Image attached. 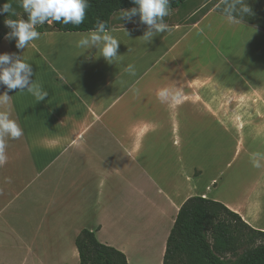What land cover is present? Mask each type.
I'll return each instance as SVG.
<instances>
[{"label": "crops", "instance_id": "crops-1", "mask_svg": "<svg viewBox=\"0 0 264 264\" xmlns=\"http://www.w3.org/2000/svg\"><path fill=\"white\" fill-rule=\"evenodd\" d=\"M214 1L189 20L169 24L171 31L151 42L142 39L147 25H111L110 34L120 43L111 64L99 45L77 47L89 32L51 30L24 50L16 48L15 38L2 40L0 54L23 55L32 80L48 96L39 102L16 89L8 91L7 104H0V112L23 132L3 140L0 264H80L76 239L84 230L122 253L128 264H163L178 213L194 197L220 203L264 232V184L218 187L214 180V190L204 188L197 177L209 172L202 164L205 155L198 163L177 153L167 169V159H152L156 149L143 151L145 141L159 148L156 143L168 137L152 139L150 133L177 129L184 119L194 121V128L197 123L214 128L245 117L250 128H264L263 100L238 101L209 80L208 72L190 69L196 44L237 41L246 53L240 58L244 71L264 72V25L241 18L227 22L224 5L216 7L220 1L204 11ZM175 33L195 37L175 41ZM129 64L134 76L124 70ZM163 88L178 90L179 98L162 103L157 92ZM5 91L0 85V95ZM213 170L221 177L219 167Z\"/></svg>", "mask_w": 264, "mask_h": 264}, {"label": "rangeland", "instance_id": "rangeland-1", "mask_svg": "<svg viewBox=\"0 0 264 264\" xmlns=\"http://www.w3.org/2000/svg\"><path fill=\"white\" fill-rule=\"evenodd\" d=\"M208 1L189 0L182 8L170 11V14L165 17V22L168 24H180L179 22L181 21L189 20L192 13ZM219 1L215 0L213 3L208 4L204 11ZM245 2L252 8L258 10L264 9V0H245ZM204 11L197 15L194 14L196 17L194 16L193 22L199 20ZM119 14H116L111 20V25L115 28L120 25L119 22H126L124 24H141L139 23V16L133 17V23H127L125 20L118 19ZM257 14L256 17L258 19L262 17L261 13ZM17 16L19 19L25 21L28 19L27 14L24 13L20 6L17 10ZM39 26L42 25H37L36 27ZM193 37H195V34L186 38L175 33V41H189ZM212 42L213 44L205 42V44L200 43L199 45H195L197 46L195 51H191L190 69H203L205 73L208 72L206 76L207 78L211 77L209 80L213 81L216 85L219 84L223 88V91L228 93V96L235 95L238 101H264V72H262V69L254 68V71L248 74L244 71L245 67L242 66L240 60L246 54L243 47L241 45L238 46L237 41H234L232 44L223 41ZM252 65L260 67L262 63L257 64V62H253ZM209 73L211 74L209 75ZM194 125V121L184 119L180 122L177 129L174 127L173 130L170 129L167 132H162L161 129L153 131L149 134L152 139H156L157 137L154 134L164 133L168 137L156 143L160 146L159 148L153 142L148 144V141H145L143 151H149V147L152 146L153 150H157L155 154L151 155L152 159H167V169L168 162H170L168 159L176 157L177 153L182 152L184 159L188 158L189 162H193L197 158L198 163L201 162L202 157L204 158L205 155L202 164L206 166L205 168L209 172L206 176L197 177L199 185L204 188L205 186H209L214 190V180L218 183V187L229 184H236L238 187H259L264 184L263 127H259V129L256 127L250 128L245 117L239 120L237 117L223 127L215 125L214 128H210L207 123H197L198 127L194 128ZM174 136L178 140L175 146L179 145V149L174 146ZM255 162L259 163V167L256 166ZM215 167L221 169V177L220 175L213 174V168ZM207 170H205V173ZM194 173L195 171L193 170ZM193 174L190 178L194 176ZM238 238L237 247L239 250L236 256L242 255L248 248L264 245V239H258L255 243L250 244L247 232ZM227 258L235 260L236 257L228 255Z\"/></svg>", "mask_w": 264, "mask_h": 264}, {"label": "trees", "instance_id": "trees-1", "mask_svg": "<svg viewBox=\"0 0 264 264\" xmlns=\"http://www.w3.org/2000/svg\"><path fill=\"white\" fill-rule=\"evenodd\" d=\"M188 1L171 0V11L182 8ZM8 2L12 3L16 15H0V43L10 32L5 26V20H19L17 0H0V7ZM133 7L136 5L132 0H88L84 22L79 26L54 22L52 25L45 23L36 27V30L40 33L51 30L63 33L90 32L95 30L97 21L107 22V30H110L112 18L121 10H130ZM250 9L251 13L243 15L241 19L264 25V9ZM257 13H261L262 17L258 19ZM245 232L250 244L264 239V232L250 228L241 217L222 204L200 197L191 198L178 213L167 241L163 264H264V245L248 248L242 255L236 256L239 250L238 237ZM76 246L80 264H128L122 253L99 243L95 234L89 230L81 232L76 239ZM228 255L235 256V260L228 259Z\"/></svg>", "mask_w": 264, "mask_h": 264}, {"label": "clouds", "instance_id": "clouds-1", "mask_svg": "<svg viewBox=\"0 0 264 264\" xmlns=\"http://www.w3.org/2000/svg\"><path fill=\"white\" fill-rule=\"evenodd\" d=\"M19 6L27 14V21L23 19H6L5 26L10 29L5 39L15 38L16 48L26 49L31 42L39 39L41 33L36 30L37 25H48L59 22L62 25L79 26L84 22L88 0H17ZM136 7L130 10H121L118 19L133 22V17L139 16V23L147 25L148 29L142 39L151 42L154 36L171 31V26L165 22V17L170 14L171 0H132ZM224 5L223 13L227 22L237 23L245 14H250L251 9L245 0H220L216 5ZM237 5H240L237 12ZM8 13L15 16L16 11L11 2L0 7V15ZM128 34V33H127ZM99 45L100 55L108 62L113 63L118 59L119 41L107 30V22L97 21L95 30L77 42L78 48ZM130 75H135V66L129 64L125 69ZM34 73L32 66L25 62L23 55L15 53L0 54V85L6 86L7 91L0 95V104H7L10 99L8 91L19 89L20 92L30 93L37 101H43L48 92L32 80ZM158 99L170 102L179 98L178 90L163 88L157 92ZM23 135L17 122L10 119L7 112H0V165L6 162L3 140L5 138L18 139ZM258 155V154H256ZM259 167V163L255 162Z\"/></svg>", "mask_w": 264, "mask_h": 264}]
</instances>
